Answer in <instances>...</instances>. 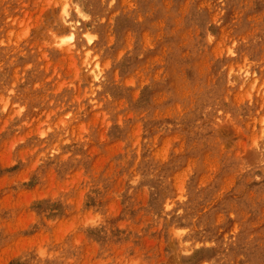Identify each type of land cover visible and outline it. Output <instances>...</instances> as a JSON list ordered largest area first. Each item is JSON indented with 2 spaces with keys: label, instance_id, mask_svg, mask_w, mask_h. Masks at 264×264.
I'll use <instances>...</instances> for the list:
<instances>
[{
  "label": "rangeland",
  "instance_id": "obj_1",
  "mask_svg": "<svg viewBox=\"0 0 264 264\" xmlns=\"http://www.w3.org/2000/svg\"><path fill=\"white\" fill-rule=\"evenodd\" d=\"M263 119L264 0H0V264H264Z\"/></svg>",
  "mask_w": 264,
  "mask_h": 264
},
{
  "label": "bare ground",
  "instance_id": "obj_2",
  "mask_svg": "<svg viewBox=\"0 0 264 264\" xmlns=\"http://www.w3.org/2000/svg\"><path fill=\"white\" fill-rule=\"evenodd\" d=\"M66 5V4H65ZM66 6H68V5H66ZM66 8H68V7H66ZM66 8L64 7L63 8V18H64V20H63V22H66V23H68L69 24V20H70V17H69V14H68V11L66 10ZM69 9V8H68ZM72 9H74V8H72ZM76 9V8H75ZM62 10V9H61ZM78 10V9H77ZM70 13V12H69ZM61 14V13H60ZM72 17V16H71ZM80 17V16H79ZM78 18V17H77ZM80 18H82V17H80ZM84 18V17H83ZM61 19H62V16H61ZM79 19V18H78ZM74 20V19H73ZM77 22V21H76ZM64 24V23H63ZM67 24V25H68ZM76 24H78V23H76ZM71 26V24L69 25V27ZM65 27V26H64ZM73 27V26H72ZM72 27H70V29H69V34L67 35V36H65V37H63L62 39L60 38V40H61V46H62V42L64 43V45L66 44V42H64L65 40L67 41V40H69V41H75L76 39H75V35H74V28H72ZM76 28V27H75ZM64 31V30H63ZM66 31V30H65ZM80 31V30H79ZM64 34V33H63ZM87 35H89V34H87ZM75 39V40H74ZM92 39V38H91ZM68 42V41H67ZM68 44V43H67ZM77 44V43H76ZM89 44V43H88ZM55 45V44H54ZM72 45V44H71ZM70 45V46H71ZM79 45V44H78ZM82 45V44H81ZM83 46V45H82ZM59 48V47H58ZM69 48V47H68ZM60 49V48H59ZM82 50V49H81ZM62 51V50H61ZM66 51V50H65ZM65 51H63V52H65ZM91 51V50H90ZM86 52V51H85ZM85 52H83L84 54H85ZM86 54H87V52H86ZM89 55V54H88ZM87 56V55H86ZM93 57V56H92ZM84 58V57H83ZM84 59H86V58H84ZM84 59H83V61H84ZM93 59V58H92ZM91 59V60H92ZM85 61H87V59L85 60ZM85 61H84V63H85ZM92 62H94L93 60H92ZM87 63V62H86ZM89 65V64H88ZM86 66V65H85ZM95 68H96V65H95ZM99 69V68H98ZM95 69L93 68V71H94ZM98 72V71H97ZM93 74V76H90V77H94V78H97V74H95L94 75V73H92ZM100 78V77H99ZM94 80H96V79H94ZM93 81V80H92ZM100 81V80H99ZM250 82V81H249ZM250 85V84H249ZM247 86V85H246ZM263 124H264V119H263ZM264 127V126H263ZM262 128V127H261ZM263 131H264V129H262ZM262 131V132H263Z\"/></svg>",
  "mask_w": 264,
  "mask_h": 264
}]
</instances>
